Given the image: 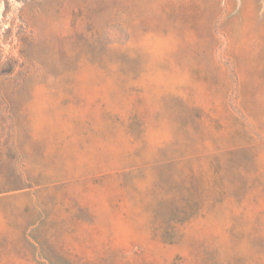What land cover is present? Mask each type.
Segmentation results:
<instances>
[{
  "label": "rangeland",
  "instance_id": "1",
  "mask_svg": "<svg viewBox=\"0 0 264 264\" xmlns=\"http://www.w3.org/2000/svg\"><path fill=\"white\" fill-rule=\"evenodd\" d=\"M0 264H264V0H0Z\"/></svg>",
  "mask_w": 264,
  "mask_h": 264
}]
</instances>
